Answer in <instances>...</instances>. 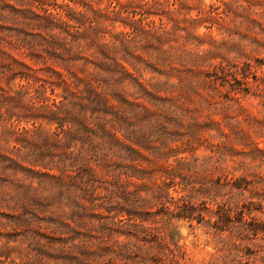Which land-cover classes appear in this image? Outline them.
Here are the masks:
<instances>
[{
    "label": "rangeland",
    "instance_id": "rangeland-1",
    "mask_svg": "<svg viewBox=\"0 0 264 264\" xmlns=\"http://www.w3.org/2000/svg\"><path fill=\"white\" fill-rule=\"evenodd\" d=\"M10 39L99 94L0 101V264H264V0H0Z\"/></svg>",
    "mask_w": 264,
    "mask_h": 264
},
{
    "label": "trees",
    "instance_id": "trees-1",
    "mask_svg": "<svg viewBox=\"0 0 264 264\" xmlns=\"http://www.w3.org/2000/svg\"><path fill=\"white\" fill-rule=\"evenodd\" d=\"M91 22H92V19H90V23ZM103 29H104V33H106V32H109L110 29L112 28L110 27V25H105ZM132 33L135 34L136 29ZM11 45L14 47L13 41L11 39L6 40V41H0V101H24V98L26 96V93H24L26 91L24 90L30 88V86L32 85V81L39 82L38 87L35 88L36 92L40 91L39 87H44L46 84L53 86L52 93L54 92V86H58V87L61 86L63 88L64 94L61 95L62 99H60L59 101L63 99L66 101H74V100H78V98L81 99L83 97V93L75 86L74 79L80 80L84 83L85 90L88 93L87 98H94V96L99 94L97 93L96 86L94 85V82L91 77L86 75L84 78H79L74 72H72V70H68V73L66 72L64 73L61 70L56 71L50 67H47L45 63H42V65L45 67L43 71L46 74L44 75L43 78L40 77V75L38 74L42 70L43 67H41L35 60L28 58L26 51L23 49H21L19 51V55L16 56L10 50ZM245 66L249 67L250 65L249 63H246ZM214 69L216 71V74L220 72L227 76V83H228V87L230 90H228L229 92L227 94V97L224 100L220 96L218 97L219 99H217L215 98V95L218 91L216 89V86H214L215 92L212 95H210V97L213 98V101H228V100L229 101H240L239 98H241V96H239V94L243 86L248 84L247 77L243 75V73L241 72V69L237 66H235L234 70L232 69L228 70L229 68L224 67V66H218V67H215ZM240 74H241V77H239ZM17 76H19L20 79L23 80V82L19 83L17 88H13L10 85V82L13 78ZM254 79H255L254 84L251 83L250 85L251 87L252 86L255 87L257 85L256 82L261 80L255 77ZM208 82L209 81H204V84L205 83L208 84ZM138 83L141 85V82H138ZM246 88H249V87H246ZM155 98H159L160 100L163 99L159 95H155ZM179 98L184 99L187 97L183 96V93H180L179 95L175 97L167 98V100L175 101L176 99H179ZM35 99L36 101H44V99H40L36 95L29 97L26 101H31ZM26 107H29V105H26ZM32 109L33 111L36 110V108L34 107H32ZM170 202H171V205L174 207L172 208L173 210H170L172 213L171 214L172 216L174 214L177 216V214L181 212L182 210H188L190 209L189 208L190 206L192 207V205L188 204V201L183 198L178 199V200L171 199ZM162 208L159 207L157 210H155V212H148V213H150L149 215L157 216L158 214H160L161 209L164 213H168V211L166 210L170 209V206L167 205V207L164 206ZM142 220H146V219H142ZM157 222L158 221H154L152 223L157 224ZM142 223L143 222H141V225ZM242 223H243V227L246 230H249V226H250L249 221L244 220L242 221ZM160 225L161 224L154 225V226H145V225L141 226L142 229L151 233L152 237L154 238L153 239L154 243H150L149 249L156 248L160 251L167 250L168 252L167 256L168 257L170 256L171 258L174 259L175 258V255H173L174 250L170 246V244L166 241V238L170 234L167 230L164 229V227ZM253 234L256 235L257 233H253Z\"/></svg>",
    "mask_w": 264,
    "mask_h": 264
}]
</instances>
